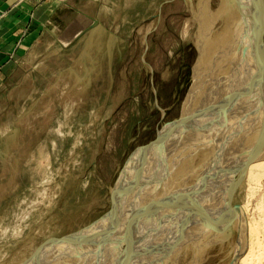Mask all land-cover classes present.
Returning <instances> with one entry per match:
<instances>
[{
  "label": "rangeland",
  "instance_id": "1",
  "mask_svg": "<svg viewBox=\"0 0 264 264\" xmlns=\"http://www.w3.org/2000/svg\"><path fill=\"white\" fill-rule=\"evenodd\" d=\"M199 1L0 0V264H40L47 257L61 258L58 264H93L98 255L105 258L95 264H120L122 256V264L141 262L133 261L130 243L134 237L139 242L140 233L124 239L110 225L120 228L123 216L133 214L145 220L127 216L125 222L148 232L146 223L157 207L137 209L139 199L132 200L136 194L126 196L134 185L125 183L143 176L146 186L156 171L174 167L177 158L165 156L164 141L179 136L182 120L196 113L197 72L212 67L209 58L216 53L215 45L204 49L200 41L207 22L218 25L213 43L215 38L221 43L227 32L237 33L226 45H234L229 70L221 74L222 81L231 73L230 102L224 99L221 121H200V130L220 137L215 144L223 149L224 170L211 177L210 200L202 202L196 190L191 205L188 197L182 203L177 199L194 210L182 215L173 206V219L164 227L187 226L182 239L166 234L159 251L158 243L143 248L149 251L145 264H168L177 252L181 264H232L244 231L232 228L234 218L218 222L219 210L244 207V224L257 219L258 207H264V176L255 183L245 173L229 202L247 158L250 133L264 125V22L259 25L261 15L252 14L256 6L250 0L236 7L232 17L218 21L220 15L212 9L208 20L201 21L192 9ZM203 97L220 109L212 96ZM188 103L193 111L187 110ZM239 110L244 112L241 119ZM200 125L181 136L195 138ZM200 151L212 162L213 154ZM198 177L197 186L203 173ZM219 190L224 199L217 198ZM198 207L208 210L207 215L214 208L213 220L204 224L207 215L202 217ZM155 215L154 221L161 214ZM211 226L216 231L206 232ZM190 228L197 229L196 238L190 237ZM212 235L214 244L208 242ZM115 241L119 249L114 252ZM241 247L244 254L246 246ZM128 250L127 256L123 252Z\"/></svg>",
  "mask_w": 264,
  "mask_h": 264
},
{
  "label": "bare ground",
  "instance_id": "2",
  "mask_svg": "<svg viewBox=\"0 0 264 264\" xmlns=\"http://www.w3.org/2000/svg\"><path fill=\"white\" fill-rule=\"evenodd\" d=\"M247 1H249V0H234V1L233 0H207V1L200 0L199 3L196 6H194L192 9L194 10L195 18H197L201 21L208 20V17H209L208 13L211 15V11L213 9L214 13L220 15L219 17H216L217 20L221 21L222 19H225V17H227L228 15H231V17H232L235 8L236 7L240 8V6L243 3L244 4L247 3ZM251 1H253L254 5L256 6V9L252 14L261 15L260 19H259V25H260L262 22H264V0H250V2ZM246 15H247V17L251 18L250 17L251 15H248L247 13H246ZM262 17H263V21L261 19ZM230 18H229V20H230ZM215 19H213V20H215ZM216 25H217L216 23L212 24V23L207 22L204 29L199 32L203 36V38L200 40L203 48L207 49L210 46L212 47V45H215L214 48H215L216 53L213 54L212 57L209 58V60H210L209 65H211L213 63L212 67L204 68L205 72H203L202 69L198 70V72H197V76H198L197 79L200 78V85H199L200 94L198 95L199 98L197 96L198 100L196 101L197 102V107L195 109L196 113L192 110V108H193L192 105L188 103L189 106H191V109H187V110H190V111L192 110L193 114H189V116L187 117L188 119L186 120L187 122L183 123V120H182V124H184V126L182 125L183 127L180 128V129H182L181 134H183L185 131H186V133L191 132L193 130V125L197 124V122L200 125V121L202 118L207 123H210L213 121H215V122L221 121V118H220L221 112H222L221 107H222V104H224V99L225 100L228 99V101H229V99H231V96L228 94V91H227V87L228 86L230 87V83L228 80H229V75L231 73L229 71L230 74L227 73L226 76L224 75L225 77H223L222 81H221V74L223 72H228V70H229L228 64H229L230 59L229 60H227V59L233 56L234 45H232L231 47L226 46V45L228 44V40L233 35L236 36L237 33H234L233 30L230 32H227L226 35H228V36H226V35L223 36L224 39L222 40L221 43H219L216 40V38L214 39V43H213V37H214L213 31L215 30ZM225 40H227L226 44L224 43ZM223 44L225 46H223ZM206 46H209V47H206ZM246 52H248L247 54H248L249 58L245 57L246 58L245 61H247V65H249V61L252 58V53L250 52L248 47L246 49ZM245 56H247V55H245ZM236 68H237V70H239L238 67H236ZM191 90H190V92H191ZM202 95L205 96V99H208V100L213 97L214 101L216 102L215 105L216 104L220 105V109L217 106H216L217 108L216 107L212 108L211 107L212 102H210L211 103V105H210L209 102L204 101V97H203V99L201 98ZM185 109H186V107H185ZM197 109H198V112H197ZM187 110H186V114L188 115ZM239 112H240L239 119H241L244 116V112H243V110L242 111L239 110ZM179 124H181V122ZM237 126L238 127L242 126V123H239V125H237ZM201 128H202V126L200 125L199 130H197L196 131L197 133L194 134L195 138H189L188 136L183 137V136H181V134L179 136L174 135V137L169 135L171 137V139L164 141V144L168 146V147H165L166 148V152H164L165 156L167 154H169V156H168L169 161H172L173 158H175V159L177 158L176 162L174 163V167H171L170 169H168L165 172H163L164 169L156 171L155 172L156 178L154 177L150 181V184H147L146 186H144L141 183V180L144 179L143 176L139 177V178L132 177V181L128 180V182L126 181V183H125V184L130 183V184L134 185V186H130L127 193L129 191H131L130 193L132 195L136 194V196H133L132 200H134V197L139 199L137 202H140V203L137 206V209L142 208L144 206V211H147V212L151 211L150 208L152 207V205L154 203V205H156V207H157V211L155 214L156 215H157V213L161 214L158 220L154 221V219H156L154 217L155 214L149 218V220L146 223L147 226L145 229L148 232H144V229H142L144 226L142 228H139V227H136V225L134 223L127 224L125 222V219L127 216L132 217L136 222L141 221V219H139V218H143L145 220L144 217H142V216L134 217L136 215H133V214H129V215L127 214V215L123 216L124 219L119 221L121 223L118 222L120 225L122 224V227H120V228H117L119 226L117 223L110 225L111 227H114V228H116V230L120 231V233L122 235L124 234L123 237H125V236L127 237V235H128L129 236L128 239H130V236L133 235V232L136 233L137 236H138V233H140V235H139L140 239L138 240L139 242L134 241L135 237L133 239L131 238L133 242L132 241L130 242V243H132V252L135 253V251H136V253H137L136 255H134V253H133V255L131 254L135 259V260L133 259V261H135V262L141 261L139 264H145V259L149 255V251L147 249L143 248L144 244H146L148 242H152L154 244L158 243V245H155L156 250H158L160 248V247L158 248V246H162L161 242H163V240H165V238H168L166 236V234H168L169 237L174 235L173 237L177 238L178 236H181L180 234H181V232H183V230L187 229L186 228L187 226H185V225L182 226L181 224H176V223H175L176 225L171 226L169 224L168 226L164 227L165 226L164 224L166 222H169L173 219V217L171 216V214L174 211L173 206H174V208L176 206H179V211L182 213V215H185L186 212L188 214H190L194 210V209L192 210L191 208L187 209V208H185L184 205L178 204L177 203L178 198H179V201L182 203L184 201V199H186L188 197L189 203L191 205V202L193 201V198H194V195H192V192L195 193L194 190L198 191V195H197L198 197H200V195H202V197H203L202 202H206V201L210 200L209 198H212L209 195V193L212 191V190H210V188H212V187H210L209 184H210L211 177L213 175H215L217 173L220 174L224 170L222 168V164L224 163V157H222L221 154L219 153L221 151L223 152V149L218 144H215L216 143L215 139L216 138L219 139L220 138L219 136L215 137V134L213 132H211L209 129H205V132H204V129L200 130ZM179 131H177V132H179ZM257 132H258V138H254L252 140L251 138L254 137L255 134L257 135ZM187 134H189V133H187ZM250 134H251V136L249 138L250 140H249V142L246 143V145H245L246 148L244 150V151H247V153H246L247 158L245 160V164L243 162L244 165L242 164L239 167V169H240L239 171H241V169H244L246 164H248L246 167V170H245V174L247 175V178L249 179L250 182L255 181V183H256L257 180L259 181L260 178L262 176H264V125L256 126L255 129L252 130V132ZM167 136H165V137H167ZM173 140H175V141L177 140L179 142L175 143V141L173 142ZM209 141L213 142L214 144L209 143ZM246 141H248V139H246ZM201 149L207 151L209 154H213V156H211L212 162H210V160H208L207 157L201 153V151H200ZM224 152H226V154H229L228 150H225ZM172 153L175 154V156H172ZM141 164H143V163H141ZM138 167H139V165H138ZM138 167L135 166V168H137V169H138ZM138 171H139V169H138ZM200 172L203 173V178L197 186L196 185L197 179H199V177H200V176L198 177ZM206 172H209L210 174L208 177L204 178V175H205L204 173H206ZM134 178H136V179H134ZM123 182H125V180ZM139 185H141V186L138 187ZM249 185H250V183H249ZM185 189L188 192H186ZM132 190L134 191L133 193H132ZM116 191H117V189H116ZM117 194L118 193H116V195ZM128 195H129V193L126 196H128ZM191 195L193 198L191 197ZM224 196L225 195L223 194V191L219 190V194L217 195V198L219 197L221 199H224ZM213 200H220V199H213ZM121 205H123V204H119L116 207L121 209V207H123ZM212 205L214 206L215 204L213 203ZM198 208H200V207H198ZM243 208L244 207L237 206L236 208L232 209L230 212L228 211V208H224L225 210L224 209L219 210L218 222H221V224H222L223 221L225 222L226 220H229V219L231 220V218H234L233 221H235V222H233L232 224L235 223V225H233L232 228L233 229L238 228L239 230L244 231V236H241L243 234H239V238H237L238 241L235 239L239 245H236V246H238V249L236 250V254L233 255L234 260H232V264H237V263H239V264H264V207L263 206L258 207L259 208L258 209L259 215H258L257 219H255L256 217L249 218L247 220L245 219L246 222L244 224L242 222L243 221L242 216L244 215V209ZM200 209H199V212L202 214V217L205 218V216L208 213L207 212L208 210H205V209L200 210ZM214 210H215L214 208L211 209V212L207 215L204 224L213 220L212 211H214ZM180 212H179V214H180ZM111 214H112V212H111ZM180 217H183V216H180ZM113 220L114 219L112 218V221ZM230 220H229V222H230ZM112 221H111V223H112ZM151 223H152V225H151ZM166 224H168V223H166ZM170 226H171V228H170ZM214 226H215V224H214ZM206 227L208 228V226H206ZM206 227H205L206 232L207 231L212 232V230L216 231V229H214L212 226L209 227L208 230ZM190 229L192 230L190 237L196 238L198 233H194V232L197 229H194V228H190ZM225 229H226V226H225ZM117 233H115V234L117 235ZM174 233H177L176 236ZM186 233H187V230L185 231V235H186ZM103 234H105V233H103ZM162 234H164V235H162ZM215 234L217 235L220 233H215ZM185 235L183 234V236H185ZM237 235H238V233H237ZM133 236H135V235H133ZM213 236L214 235H212V237ZM118 237L120 238V236H118ZM126 237L124 239H126ZM173 237H171V238L174 239ZM242 237H243V241H242ZM162 238H164V239H162ZM171 238H170V240H171ZM185 238L187 239V236H185ZM244 238H245V240H244ZM115 239L118 240L117 237H115ZM180 239H182V236ZM206 239H207V237H206ZM199 240L201 242L202 238L198 239V241ZM136 241H137V239H136ZM209 241L211 243L213 241V244H214V242L217 241V238L214 236L213 238L208 240V242ZM241 242L243 244H241ZM118 245H119V243H117L116 241L113 242L111 249L114 252L118 251V249H119ZM241 245L246 246V249L244 248L245 249L244 254H241L243 251V250H241V248H242ZM163 251L164 250H162V248H161V252H163ZM229 251H230V249H229ZM128 252H129V250L125 251L123 253L124 254L126 253V255L127 254L129 255ZM177 253H179V252H177ZM177 253H175V254L172 253L174 256L170 255L171 257L167 261L168 264H177V263L181 264V262H182L181 258H180L181 254H177ZM120 255H122V254H120ZM176 255L178 256V258ZM206 257H208V256H206ZM214 257H216V256H214ZM104 258H105L104 255H98L93 260L94 261L93 264L98 263V262L101 263L100 261H103ZM121 258L124 260L125 256H122ZM40 260H41L40 264H58L62 259L61 258L52 259V258L47 257V259L45 261H43L42 259H40ZM155 260L158 261L159 258L158 259L156 258ZM48 261H49V263H48ZM116 262L118 263V260ZM121 262H120V264H122ZM124 262H125V260H124ZM117 263H115V264H117ZM158 263L160 264V262H158ZM90 264H92V263H90ZM209 264H211V263H209Z\"/></svg>",
  "mask_w": 264,
  "mask_h": 264
},
{
  "label": "water",
  "instance_id": "3",
  "mask_svg": "<svg viewBox=\"0 0 264 264\" xmlns=\"http://www.w3.org/2000/svg\"><path fill=\"white\" fill-rule=\"evenodd\" d=\"M247 165H248V164H246V166L244 167L243 171H242L241 174H240L239 179L236 181L235 187H234V188L231 190V192H230L229 202H230V200L232 199V195H233L235 189L237 188V186H238L240 180H241L242 177L244 176V173H245V170H246ZM99 221H100V219L98 220V222H99Z\"/></svg>",
  "mask_w": 264,
  "mask_h": 264
}]
</instances>
